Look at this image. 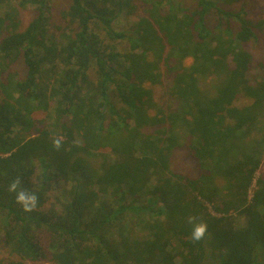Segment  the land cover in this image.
<instances>
[{
    "label": "trees",
    "instance_id": "1",
    "mask_svg": "<svg viewBox=\"0 0 264 264\" xmlns=\"http://www.w3.org/2000/svg\"><path fill=\"white\" fill-rule=\"evenodd\" d=\"M140 1L147 16L119 30L130 0H71L57 34L50 0H0V237L19 258L0 264H264V131L246 146L264 102V79L248 76L251 20L223 7L241 0ZM27 5L36 14L23 26ZM164 62L169 113L152 98ZM20 118L31 135L16 131ZM179 127L198 176L170 167ZM17 177L39 197L31 213L8 190Z\"/></svg>",
    "mask_w": 264,
    "mask_h": 264
},
{
    "label": "rangeland",
    "instance_id": "2",
    "mask_svg": "<svg viewBox=\"0 0 264 264\" xmlns=\"http://www.w3.org/2000/svg\"><path fill=\"white\" fill-rule=\"evenodd\" d=\"M71 0H50L48 15L50 17V24L53 27V31H56L57 34L61 32V29L67 25V21L63 16L64 10L68 7ZM179 1L186 7L194 8L196 5V0H175ZM131 4L125 6L120 14L118 21L115 23V28L119 30H129L133 26L138 25L142 17H146L147 13L145 10V4L140 0H130ZM17 5V1H15ZM133 4V6H132ZM223 6V5H222ZM223 7L238 11L242 7L246 12V17L250 18L252 29L254 30V36L248 40L246 48L252 53L253 68L248 72L249 79L252 84L257 83V81L264 79V68L259 66L260 62H264V0H241L238 3L224 5ZM2 9V7H1ZM4 9V8H3ZM2 9V10H3ZM1 10V11H2ZM21 12V17L23 20V26H26L29 21L35 16L36 9L33 5H27L25 7H19ZM211 17L215 18L216 14L212 13ZM215 14V15H214ZM233 29L237 31L240 28V20L233 18L231 21ZM59 26V27H58ZM118 47L122 50H127L130 47V41L128 38L120 41ZM15 68L20 72L19 76L23 77L26 75V65L24 60L20 58L15 63ZM165 62L162 64V77L163 81L161 83L153 84L152 98L156 102V107H161L165 112L175 111L178 108V101L174 96L170 94V87H172L173 79L172 77L166 76L165 73ZM173 71L172 75L173 76ZM149 85V82L146 83ZM249 98L240 96L236 100V104L240 107L247 105L249 103ZM260 110V111H259ZM258 117L256 122L250 127V131L246 135V146H255L257 141L263 137L264 131V102L262 108L259 109ZM156 111V108L153 112ZM23 119V118H22ZM21 118L17 120V130L18 132H24L25 135H31L32 131L24 130V122ZM151 128H149L150 130ZM176 132L180 134V143L181 145L173 149L170 155V167L173 172L183 173L190 176H198L200 170L197 165V161L189 153V148L187 142L189 141V134L186 128L179 127L176 129ZM89 165L91 168L97 169L100 164V157H87ZM264 174V146H263V161L261 167L256 173V178ZM98 187V186H93ZM255 188V181L250 189V195L253 193ZM62 189L54 192L51 197L50 202H55L57 197L62 194ZM104 196V195H103ZM1 235V234H0ZM0 259L4 262H9L12 260H19L18 257L12 255L8 247L4 244L2 238L0 237ZM261 260H264L262 255L260 256ZM49 261H26L25 264H49Z\"/></svg>",
    "mask_w": 264,
    "mask_h": 264
},
{
    "label": "clouds",
    "instance_id": "3",
    "mask_svg": "<svg viewBox=\"0 0 264 264\" xmlns=\"http://www.w3.org/2000/svg\"><path fill=\"white\" fill-rule=\"evenodd\" d=\"M54 147L58 150L62 146L61 139H55L53 141ZM9 192L15 193L16 203L22 207V210L26 213L35 211L38 207L39 197L38 195L22 185V180L17 177L11 182L8 188ZM195 220V218H193ZM208 231V226L205 222H198L194 224L192 229V240L200 241L205 238Z\"/></svg>",
    "mask_w": 264,
    "mask_h": 264
}]
</instances>
